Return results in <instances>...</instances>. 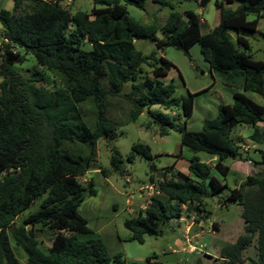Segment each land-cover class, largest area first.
<instances>
[{"label": "trees", "instance_id": "obj_1", "mask_svg": "<svg viewBox=\"0 0 264 264\" xmlns=\"http://www.w3.org/2000/svg\"><path fill=\"white\" fill-rule=\"evenodd\" d=\"M23 1L13 0L11 11L0 10V264H20L10 240L24 252V264H109L110 255L101 238L78 237L88 233V228L86 219L77 213L84 196L96 195L91 181L86 187L79 180L89 170L94 147L116 131L115 122L105 112L106 98L119 96L123 84L135 80L142 65L152 67V77L143 80L133 98L128 97L130 118L134 121L146 110L159 133L167 134L173 127L171 119L149 109L179 107L181 115L189 118L198 94L174 97V84L160 80L173 64L154 53L143 56L134 47L137 38L150 37L157 49L180 50L189 60L191 46L198 43L209 71L223 77L227 86L237 84L244 92L259 94L262 104L233 91L232 102L219 104L215 116L203 120L201 130L189 131L185 124L178 128L181 144L215 158L213 166L192 157L187 174L159 181L156 194L139 216L125 220L128 240L142 244L146 236L160 235L161 226L179 220L184 211L189 213L193 205L226 187L211 174L215 170L223 178L227 176L229 167L221 163L226 157L254 162L242 154L231 133L235 125H247L255 129L251 136L255 139L257 123L264 121V62L245 53L248 41L239 34L240 30L256 31L264 19V0L215 1L219 22L207 33H201L199 16L192 11L184 17L171 12L161 27L140 25L127 16L125 5L143 9L146 0H91L90 13H71L61 6L64 0H33L29 12L17 14ZM208 1L199 0L200 7ZM225 4L236 7L227 9ZM248 16L253 19L247 21ZM233 18L240 20L234 28L235 43L228 33ZM157 31L162 38H157ZM27 54L34 57L38 68L26 81L13 66L25 61ZM41 69L59 76L61 85L49 90L30 84L44 79ZM88 99L95 109L92 128L79 107ZM64 142L87 146L88 156H75L64 148ZM260 153L261 171L247 176L227 197L241 208L244 235L227 244L219 256L205 255L207 262L198 258L194 264H244L246 260L264 264V152ZM135 155L150 157L140 143L132 145L128 161ZM110 163L120 171L121 156L112 153ZM38 198V209L15 226L14 220ZM37 226L54 234L45 251L26 230ZM254 238L256 257L244 259L242 253ZM147 263L158 264L150 258Z\"/></svg>", "mask_w": 264, "mask_h": 264}, {"label": "rangeland", "instance_id": "obj_2", "mask_svg": "<svg viewBox=\"0 0 264 264\" xmlns=\"http://www.w3.org/2000/svg\"><path fill=\"white\" fill-rule=\"evenodd\" d=\"M215 1L221 0H209L203 7H200L199 0H146L143 9L132 5L125 6L127 16L144 26L155 24L161 27L171 12L184 17L185 12L192 11L199 16V20L201 19V33H207L219 22V12L214 6ZM33 3V0L23 1L16 13L29 12ZM61 6L71 13L76 11L90 13L94 7L91 0H64ZM224 6L227 9H234L236 4ZM12 8L13 0H0V10L11 11ZM252 19L253 16L247 17V21ZM239 23V18H233L228 22L230 27L228 33L234 43L236 36L234 28ZM2 30L0 24V48ZM263 33L264 19L259 21L254 32L239 31V34L248 41L249 49L244 50L245 53L249 54L253 60L264 62ZM156 36L163 37L160 31H157ZM134 47L143 56L154 53L156 57L162 56L173 64L174 67L160 80L174 84V97H186L188 93L198 94L194 96L192 114L189 118L181 115L179 107L163 110L159 106H153L149 109V111L162 112L171 119L173 127L168 128L167 134L159 133L158 126L152 122L146 110L136 120L132 121L130 118L132 105L128 97L133 98L137 94L136 88L142 86L143 80L146 77H152V67L142 65L137 78L123 84L119 96L106 98L105 112L107 117L115 122L116 131L113 137L101 138L97 141L89 170L79 179L86 187L91 181L96 195L84 196L77 208V213L86 219L88 228V233L78 234V237L101 238L110 255L109 264H148L149 258L150 262L158 264H194L198 258L207 262L205 255L219 256L227 244L235 243L244 235L241 208L237 204L229 203L227 197L230 190L239 187L247 176L254 175L262 169V165L258 162L261 159L260 152H264V121L257 123L255 139L251 138L255 133V129L251 126L237 124L231 133L238 142L242 154L249 156L254 162L234 161L230 157L223 159L221 163L229 167L227 176L223 178L215 170H212L211 174L221 184L226 183L227 186L215 195L203 198L199 205H193L189 213L184 211L179 220L161 226L160 235L146 236L142 244L130 241L128 240L129 231L125 228L124 222L139 216L150 198L156 194V185L159 181L171 176L178 178L177 173L187 174V167L192 157L213 166L214 159L211 156L204 152H193L189 147L181 144V134L178 131L180 126L185 124L189 131L201 130L203 120L214 117L219 104L232 102L233 91L243 93L259 105L262 104L261 96L251 91L244 92L237 84L227 86L223 77L209 71L198 43L189 50L191 60L180 50L171 47L157 49L150 37L135 39ZM37 66L34 57L27 54L25 61L15 64L13 69L27 81L31 78L33 70L38 68ZM42 72L44 79L30 84L49 90L61 85L62 81L55 73L45 69ZM90 101L88 99L79 107L84 113L86 125L92 128L95 121V109ZM138 143L147 147L150 157L135 155L132 161H128L127 156L131 152L132 145ZM63 146L75 156L86 157L90 151L87 146L76 142H64ZM114 152H117L122 159L120 171L114 170L110 163ZM189 177L194 179L192 175ZM158 196L164 199L163 196ZM40 200L36 199L28 209L23 211L14 220V225H19L29 213L35 212ZM26 230L38 240L41 249L45 251L50 247L54 235L50 229L37 226L33 229L26 227ZM10 244L20 264H24L26 258L24 252L11 240ZM242 255L244 259L256 257L255 238ZM244 264H249L248 260Z\"/></svg>", "mask_w": 264, "mask_h": 264}, {"label": "crops", "instance_id": "obj_3", "mask_svg": "<svg viewBox=\"0 0 264 264\" xmlns=\"http://www.w3.org/2000/svg\"><path fill=\"white\" fill-rule=\"evenodd\" d=\"M200 20H201V19H200ZM194 45H195V44H194ZM192 46H193V45H192ZM192 46H191V48H192ZM191 48H190V49H191ZM207 65H208V64H207ZM208 69H209V66H208ZM193 99H194V98H193ZM213 159H215V158H213Z\"/></svg>", "mask_w": 264, "mask_h": 264}, {"label": "built area", "instance_id": "obj_4", "mask_svg": "<svg viewBox=\"0 0 264 264\" xmlns=\"http://www.w3.org/2000/svg\"><path fill=\"white\" fill-rule=\"evenodd\" d=\"M187 231H188V227H187ZM190 247H192V246H190ZM192 249H194V247H192Z\"/></svg>", "mask_w": 264, "mask_h": 264}, {"label": "water", "instance_id": "obj_5", "mask_svg": "<svg viewBox=\"0 0 264 264\" xmlns=\"http://www.w3.org/2000/svg\"><path fill=\"white\" fill-rule=\"evenodd\" d=\"M84 194H85V192H83L81 196H84Z\"/></svg>", "mask_w": 264, "mask_h": 264}]
</instances>
